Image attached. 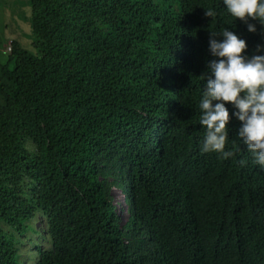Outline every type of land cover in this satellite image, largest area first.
<instances>
[{
	"label": "trees",
	"instance_id": "1",
	"mask_svg": "<svg viewBox=\"0 0 264 264\" xmlns=\"http://www.w3.org/2000/svg\"><path fill=\"white\" fill-rule=\"evenodd\" d=\"M21 5L30 47L0 59V264H264V169L238 120L227 159L199 124L210 31L259 54V22L222 0Z\"/></svg>",
	"mask_w": 264,
	"mask_h": 264
},
{
	"label": "clouds",
	"instance_id": "2",
	"mask_svg": "<svg viewBox=\"0 0 264 264\" xmlns=\"http://www.w3.org/2000/svg\"><path fill=\"white\" fill-rule=\"evenodd\" d=\"M226 12L244 22L247 31L256 33L258 21L264 29V0H222ZM216 11L206 9L205 15L214 18ZM222 37L217 39V37ZM244 38L229 27L220 32L210 31L208 51L213 57L200 76L203 90L199 99V124L204 129L202 151L216 152L222 158L234 155L226 150L229 141V122L238 120L236 135L255 164L264 169V43L257 44L249 55ZM228 105H231V117ZM29 150L34 146L26 145ZM123 204L126 209L125 195Z\"/></svg>",
	"mask_w": 264,
	"mask_h": 264
},
{
	"label": "rangeland",
	"instance_id": "3",
	"mask_svg": "<svg viewBox=\"0 0 264 264\" xmlns=\"http://www.w3.org/2000/svg\"><path fill=\"white\" fill-rule=\"evenodd\" d=\"M24 2L25 0H0V59L5 58L6 54H4V50L9 51L8 47L11 43L10 41L13 39H18L26 47H30V39L24 36V34L29 32L28 24L13 18L10 14V7L12 4L16 5L17 8H21V4ZM113 195L117 203V210L124 221L127 218V211L123 204V194L120 189L114 188ZM35 226L42 228L41 219L35 222Z\"/></svg>",
	"mask_w": 264,
	"mask_h": 264
}]
</instances>
